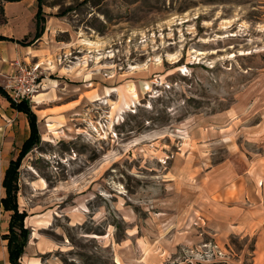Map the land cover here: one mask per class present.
I'll return each mask as SVG.
<instances>
[{"label":"rangeland","instance_id":"rangeland-1","mask_svg":"<svg viewBox=\"0 0 264 264\" xmlns=\"http://www.w3.org/2000/svg\"><path fill=\"white\" fill-rule=\"evenodd\" d=\"M36 2L34 58L9 68L37 64L38 92L63 74L82 99L14 169L18 264H253L264 0ZM8 12L0 34L32 39V13Z\"/></svg>","mask_w":264,"mask_h":264},{"label":"crops","instance_id":"crops-1","mask_svg":"<svg viewBox=\"0 0 264 264\" xmlns=\"http://www.w3.org/2000/svg\"><path fill=\"white\" fill-rule=\"evenodd\" d=\"M32 3V0L7 2L3 5V11L10 16L8 11L14 10L17 14L13 15L12 19L21 21L25 13H32L31 15L34 20L37 4L35 1V10L33 12L31 9ZM0 36L2 37L0 40L1 79L9 73L10 63L17 56L24 57L36 52L35 49L31 48V45L40 36L36 39L32 37L30 40L15 38L5 34H0ZM31 57L34 58V55ZM1 82L2 79L0 80V88ZM40 91L33 98V101L29 103V108L36 118V129L39 138L41 137V132H44L47 136L56 135L58 128L64 125L65 118L75 113L82 99L79 88L74 83L71 85L63 74L55 75V79L53 80H41ZM28 132L29 128L26 117L21 112L12 109L7 99L0 95V199L4 195L1 186L4 171L9 161L16 157L21 144L28 136ZM9 214V212L3 211L0 205V264H9L6 240L3 239L8 226ZM254 224L260 229L255 232L253 264H264V216L258 220L253 219Z\"/></svg>","mask_w":264,"mask_h":264},{"label":"trees","instance_id":"trees-1","mask_svg":"<svg viewBox=\"0 0 264 264\" xmlns=\"http://www.w3.org/2000/svg\"><path fill=\"white\" fill-rule=\"evenodd\" d=\"M19 0H0V24L3 22V4L7 2H16ZM37 1V0H35ZM37 4V2H36ZM42 12L37 4V11L34 17V34L33 39L38 38L43 32ZM2 37L0 36V40ZM0 95L5 97L9 102V106L15 111L21 112L28 123V136L23 141L20 149L13 160H10L4 171L1 186L4 191L3 197L0 199V205L3 211L9 212L8 226L3 239L6 240V249L9 264H18V259L23 254V249L28 240V232L23 228L22 221L25 217L23 212H19L16 203V187L14 185L15 167L19 164L22 157L30 150L35 141L39 139L36 129V118L30 110L28 101L11 102L5 92L0 88Z\"/></svg>","mask_w":264,"mask_h":264},{"label":"built area","instance_id":"built-area-1","mask_svg":"<svg viewBox=\"0 0 264 264\" xmlns=\"http://www.w3.org/2000/svg\"><path fill=\"white\" fill-rule=\"evenodd\" d=\"M38 76L37 64L26 66L15 61L9 73L3 76L1 88L11 102L24 100L30 103L39 89Z\"/></svg>","mask_w":264,"mask_h":264},{"label":"bare ground","instance_id":"bare-ground-1","mask_svg":"<svg viewBox=\"0 0 264 264\" xmlns=\"http://www.w3.org/2000/svg\"><path fill=\"white\" fill-rule=\"evenodd\" d=\"M39 93H40V92H37V93L33 96V98H34L37 94H39ZM33 98H32V99H33Z\"/></svg>","mask_w":264,"mask_h":264}]
</instances>
